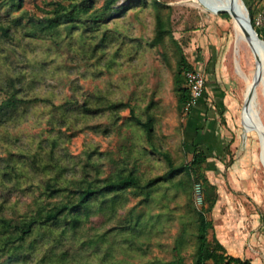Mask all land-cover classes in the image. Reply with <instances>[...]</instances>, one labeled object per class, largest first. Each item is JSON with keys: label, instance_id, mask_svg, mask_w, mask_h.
I'll use <instances>...</instances> for the list:
<instances>
[{"label": "rangeland", "instance_id": "obj_1", "mask_svg": "<svg viewBox=\"0 0 264 264\" xmlns=\"http://www.w3.org/2000/svg\"><path fill=\"white\" fill-rule=\"evenodd\" d=\"M50 1L23 0L20 9L2 8L0 21L21 13L42 16ZM161 1L172 30L161 45L152 44L157 10L141 4L94 31L62 27L52 38L12 28L11 38L0 36V100L15 89L18 96L51 101L0 114V215L15 219L39 202L62 197L41 194L48 180L71 186L82 178L101 180L129 170L146 179L167 169L145 132L129 121V107L84 114L79 103L122 100L143 119L151 115L154 142L176 164L191 161L194 144L206 154L200 174H176L155 187L147 201L131 188L113 206L95 199L75 230L65 223L64 231L32 237V251L14 264H47L62 250L89 264L104 258L191 264L196 211L207 205L203 176L216 198L204 210L212 221L208 237L214 233L229 254L264 264V155L244 116L254 54L245 39L237 41L231 15L204 10L193 0ZM248 3L261 23L264 0ZM180 54L205 76L199 108L178 106L174 79ZM255 90L254 109L264 126V74Z\"/></svg>", "mask_w": 264, "mask_h": 264}, {"label": "trees", "instance_id": "obj_2", "mask_svg": "<svg viewBox=\"0 0 264 264\" xmlns=\"http://www.w3.org/2000/svg\"><path fill=\"white\" fill-rule=\"evenodd\" d=\"M119 0H102L100 5H95V0H51V7L45 9L42 16H27L21 13L17 16H10L6 21H0V36L11 38L10 30L12 28H24L27 36H45L54 38L59 34L63 27L66 31L81 28L87 31L97 30L100 25L108 22L111 18L120 16L127 9L136 4L155 7L157 12L155 16V33L152 38V44L161 45L165 35L172 36L170 17L160 11L163 5L161 0H127L120 5ZM248 8L251 23L264 39V12L262 22L256 23L253 15V9L250 7L248 0H243ZM23 0H0V11L8 12L10 9H20ZM225 17H229L228 12H220ZM23 18H27L29 26L26 25ZM178 65L175 74V90L177 92L178 106L185 109L186 103L190 99V89L186 85L183 76V70L186 68L193 69L192 65L186 60L184 55L177 57ZM184 78V77H183ZM201 99L198 100V102ZM37 102H51L46 97H21L16 90H11L2 100H0V114L15 111L21 105H30ZM198 102L196 104H198ZM195 104V105H196ZM195 105L191 106L194 107ZM65 105H63L64 107ZM62 107V105H61ZM129 107V121L143 130L147 136L149 147L160 152L167 162V169L152 177L143 179L136 172L129 170L127 172L109 175L101 180L82 178L75 180L72 185H60L51 181H46L41 194L46 197H62L55 201L47 203L39 202L30 212L20 215L18 218H11L0 215V264H14L21 258H25L33 249L34 238L43 236L47 231L61 228L66 229L65 223L69 228L75 230L80 214L88 208L89 204L95 199L107 201L109 206H113L119 199L122 192L128 188L139 191L147 201L151 191L161 182L172 179L176 174L185 172L187 174H200L199 169L206 159L204 150L194 144L192 159L189 163H174L170 154L160 149L153 140L154 123L153 118L148 116L143 119L134 111V107L126 101H110L102 105L92 106L79 103L77 108L81 113L93 114L101 111L115 112L122 108ZM187 112V111H186ZM189 112V111H188ZM201 176H203L201 174ZM205 184V202L207 205L204 209L196 211L195 222V249L191 264H252L250 259L229 254L225 246L218 237L213 233L211 238L208 237L209 229L212 227V221L205 215L204 210H210L215 203V196H210V190L213 185L203 176ZM138 224V218L133 226ZM33 237V239H32ZM3 257V258H2ZM101 264H125L124 260L115 261L101 259ZM47 264H89L88 261H79L70 257L67 251H57L54 258ZM148 264H178L169 263L160 260H152Z\"/></svg>", "mask_w": 264, "mask_h": 264}, {"label": "water", "instance_id": "obj_3", "mask_svg": "<svg viewBox=\"0 0 264 264\" xmlns=\"http://www.w3.org/2000/svg\"><path fill=\"white\" fill-rule=\"evenodd\" d=\"M214 11L216 13L226 11L229 15H231L233 22L238 23L241 30L243 31V37L250 40L251 42H255L256 46L251 45V50L255 57V74L253 75L251 94L254 100L255 97V89L258 81L262 79L264 74V61H262L263 67L258 69V51H262L264 54V39L258 34L256 29L251 23V19L249 16L248 8L245 5L243 0H225L224 2L214 1ZM255 115L259 121V124L263 126L262 121L259 117L258 111L255 109ZM261 142V139L259 140Z\"/></svg>", "mask_w": 264, "mask_h": 264}, {"label": "bare ground", "instance_id": "obj_4", "mask_svg": "<svg viewBox=\"0 0 264 264\" xmlns=\"http://www.w3.org/2000/svg\"><path fill=\"white\" fill-rule=\"evenodd\" d=\"M214 1L217 2H224L225 0H193V2L197 5H199L200 7H202V9L204 10H208L210 12L216 13L214 11ZM235 28H236V39L237 41L240 39H245L248 43V46H256L255 42H251L250 40L246 39L245 37H243V31L241 30L240 26L238 23H234ZM240 42V41H239ZM238 42V43H239ZM251 48V47H250ZM237 50V49H236ZM236 53V52H235ZM258 56H259V60H258V69L262 68V61H264V54L262 51H258ZM255 74V72H254ZM253 74V75H254ZM251 79V78H250ZM248 80V79H247ZM252 81H253V77L251 81L247 82V86H246V91H245V106H244V116L246 121L251 124L257 131L259 139H261V150L262 153L264 155V126H261L259 124V121L255 115V109H254V100L252 98V94H251V87H252ZM264 157V156H263Z\"/></svg>", "mask_w": 264, "mask_h": 264}, {"label": "built area", "instance_id": "obj_5", "mask_svg": "<svg viewBox=\"0 0 264 264\" xmlns=\"http://www.w3.org/2000/svg\"><path fill=\"white\" fill-rule=\"evenodd\" d=\"M183 77L190 89V99L185 108L195 105L203 96L205 91V76L198 70L186 68L183 70Z\"/></svg>", "mask_w": 264, "mask_h": 264}, {"label": "crops", "instance_id": "obj_6", "mask_svg": "<svg viewBox=\"0 0 264 264\" xmlns=\"http://www.w3.org/2000/svg\"><path fill=\"white\" fill-rule=\"evenodd\" d=\"M199 106H200V101H199L198 104H196L194 107L199 108Z\"/></svg>", "mask_w": 264, "mask_h": 264}]
</instances>
